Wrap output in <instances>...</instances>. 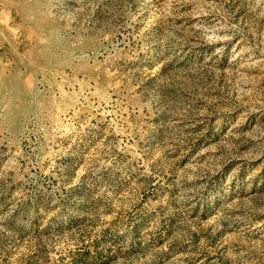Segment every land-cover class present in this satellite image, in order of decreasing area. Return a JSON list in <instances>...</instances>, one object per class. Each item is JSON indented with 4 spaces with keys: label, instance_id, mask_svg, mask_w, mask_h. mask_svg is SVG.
I'll use <instances>...</instances> for the list:
<instances>
[{
    "label": "rangeland",
    "instance_id": "rangeland-1",
    "mask_svg": "<svg viewBox=\"0 0 264 264\" xmlns=\"http://www.w3.org/2000/svg\"><path fill=\"white\" fill-rule=\"evenodd\" d=\"M0 264H264V0H1Z\"/></svg>",
    "mask_w": 264,
    "mask_h": 264
},
{
    "label": "crops",
    "instance_id": "crops-1",
    "mask_svg": "<svg viewBox=\"0 0 264 264\" xmlns=\"http://www.w3.org/2000/svg\"><path fill=\"white\" fill-rule=\"evenodd\" d=\"M14 16V12L7 10L0 0V61L2 62L6 58L5 49H8V45L21 43L25 35Z\"/></svg>",
    "mask_w": 264,
    "mask_h": 264
}]
</instances>
